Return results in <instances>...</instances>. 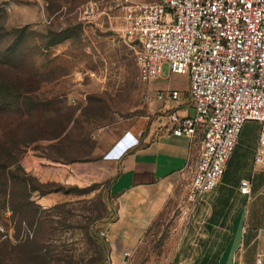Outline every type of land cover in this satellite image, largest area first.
Here are the masks:
<instances>
[{
	"label": "rangeland",
	"instance_id": "374dc122",
	"mask_svg": "<svg viewBox=\"0 0 264 264\" xmlns=\"http://www.w3.org/2000/svg\"><path fill=\"white\" fill-rule=\"evenodd\" d=\"M147 1L156 0H0V264H108L98 234L113 212L106 161L135 147L155 119V82L188 98L186 74L164 68L154 82L139 80L137 45L123 28L126 7ZM258 128L246 123V141ZM100 135L117 137L99 155ZM29 155L72 167H32ZM239 155L223 182L246 173ZM232 191L220 183L205 195L220 208L217 197ZM188 192L156 217L121 264H203L220 249L219 226L209 219L213 202H190ZM50 193L57 202L40 204Z\"/></svg>",
	"mask_w": 264,
	"mask_h": 264
},
{
	"label": "built area",
	"instance_id": "2783aa9c",
	"mask_svg": "<svg viewBox=\"0 0 264 264\" xmlns=\"http://www.w3.org/2000/svg\"><path fill=\"white\" fill-rule=\"evenodd\" d=\"M123 35L137 45L139 80L151 83L170 73L188 76L193 115L171 112L166 131L193 137L201 148L188 200L214 191L248 121L259 124L248 176L238 190L249 195L264 165V0H156L126 7ZM157 100L181 99L178 89H157ZM85 99V97H83ZM79 100L70 98L76 105ZM102 238L106 232H98ZM261 255L255 264H261Z\"/></svg>",
	"mask_w": 264,
	"mask_h": 264
},
{
	"label": "crops",
	"instance_id": "0c3cea01",
	"mask_svg": "<svg viewBox=\"0 0 264 264\" xmlns=\"http://www.w3.org/2000/svg\"><path fill=\"white\" fill-rule=\"evenodd\" d=\"M154 85L156 89H178L162 88L157 82ZM159 107L160 109L156 110ZM154 108L155 119L150 122L144 133L139 131V143L122 154L119 160L106 161L112 166L113 175L109 187L113 212L101 228L106 232L104 245L107 249L108 264H121L156 217L171 202L183 201L196 169L202 131L199 129L191 138L176 136L166 131L171 112L193 115L194 109L189 97L184 96L170 103L155 98ZM245 127L246 124L220 182L232 188V194L217 197L221 202L220 208L215 206L214 200L208 199L207 194H203L196 201L197 204L213 202L209 219L214 222L213 225L219 226L216 230L218 237H215L214 241L220 249L214 255H206L203 264H255L258 254L262 257L261 264H264V165L255 172L249 195H243L238 190L240 178L249 174L259 132V128L257 133L254 134L253 131L246 141L243 136ZM116 137L117 135L103 138L100 135L103 150L99 151V155L111 149ZM237 153H240L239 166H244L246 173L236 174L232 181L225 183L223 181L226 180ZM115 154L116 151L113 152V155ZM36 156L29 155L25 162L32 167L36 163L72 167L71 164ZM57 199L56 194L50 193L41 196L39 203L51 206ZM232 202L234 207L228 216Z\"/></svg>",
	"mask_w": 264,
	"mask_h": 264
},
{
	"label": "trees",
	"instance_id": "16d2710c",
	"mask_svg": "<svg viewBox=\"0 0 264 264\" xmlns=\"http://www.w3.org/2000/svg\"><path fill=\"white\" fill-rule=\"evenodd\" d=\"M17 167H18V169H20L19 166H17ZM26 180H27V178H25V177L22 178L23 189L25 190V192H26L27 194H31V191L28 190V189L26 188V184H25ZM10 183H11V182H10Z\"/></svg>",
	"mask_w": 264,
	"mask_h": 264
},
{
	"label": "snow or ice",
	"instance_id": "6c2138e0",
	"mask_svg": "<svg viewBox=\"0 0 264 264\" xmlns=\"http://www.w3.org/2000/svg\"><path fill=\"white\" fill-rule=\"evenodd\" d=\"M129 139H131V138L129 137Z\"/></svg>",
	"mask_w": 264,
	"mask_h": 264
}]
</instances>
